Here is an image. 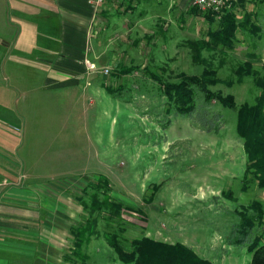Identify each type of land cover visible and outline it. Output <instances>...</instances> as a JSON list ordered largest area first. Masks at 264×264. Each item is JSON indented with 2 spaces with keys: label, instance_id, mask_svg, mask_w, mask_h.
Instances as JSON below:
<instances>
[{
  "label": "rangeland",
  "instance_id": "374dc122",
  "mask_svg": "<svg viewBox=\"0 0 264 264\" xmlns=\"http://www.w3.org/2000/svg\"><path fill=\"white\" fill-rule=\"evenodd\" d=\"M234 2L238 20L249 22L229 45L210 37L218 22L212 26L191 0L112 3L104 26L109 49L99 50L98 56L99 66L110 69L103 81H111L108 86L114 94L105 90L104 102L99 99L95 104L89 94L70 103L61 96H46L39 110L31 113L37 119L26 120L32 129L28 139L38 140L37 150L28 154L40 165L38 172L58 174L42 185L39 210L44 219L53 216L54 207L60 208L55 219L63 224L57 225L62 230L71 227L72 242L65 238L58 248L65 264H124L106 238L119 228L125 229L128 241L152 235L162 242L174 238L199 239L202 246L212 242L217 248L214 255L231 251L237 258L233 264H251L248 245L231 248L229 237L241 214L254 215L258 209L264 213V189L255 169H250L245 140L237 130L239 110L255 104L260 95L253 77L246 74L242 83L238 79L247 65L264 75V0ZM143 4L146 13L138 8ZM105 6L96 12L92 43L97 42V16ZM118 72L121 76L115 77ZM149 73L173 84L184 77L216 76L219 83L213 85L209 79L207 88L232 96L238 109L207 103L200 84H194L190 90L195 110L180 114L164 86ZM14 87L7 59L0 56V146L15 147L4 159L19 166L18 154L27 152L16 148L18 140L23 142L15 129L22 102L16 104ZM95 195L123 206L121 223L112 220L108 210L92 209ZM95 221L97 233L89 244L77 248L79 231Z\"/></svg>",
  "mask_w": 264,
  "mask_h": 264
},
{
  "label": "crops",
  "instance_id": "0c3cea01",
  "mask_svg": "<svg viewBox=\"0 0 264 264\" xmlns=\"http://www.w3.org/2000/svg\"><path fill=\"white\" fill-rule=\"evenodd\" d=\"M117 2L107 0L100 18L97 16L100 31L97 42L92 43L96 11L88 0H0V56L7 59L15 95L19 97L16 104L22 102L18 110L21 119L15 115L19 128L15 129L20 132L23 142L18 140L16 148L20 153L27 152L26 156L18 154L19 166H13L4 157L6 152L15 147L0 146L3 155L0 158V264L66 263L67 259L59 255L58 248L64 246L65 238L69 237L72 242L71 227L67 231L57 225L60 221L55 219V215L60 208L54 207L53 216L44 219L39 210L42 185H49L58 174H50L44 168L45 173L38 172L40 165L32 159V155H28L37 150L34 144L38 140L28 139L32 129L29 130L26 120L37 119L31 113L39 110L46 96L57 99L61 96L70 103L80 94H89L93 104L99 99L104 102L105 90L111 81H103L107 75L99 66L101 62L98 52L106 53L109 49L108 43H104L108 31L104 27L105 20L110 18L107 8ZM138 8L144 9V13L148 11L144 4ZM114 22L113 25L117 19ZM88 61L97 65L101 73L95 74L96 71L89 68ZM35 134L39 137L40 130L37 129ZM25 143H28L27 150ZM51 165L45 163L43 166ZM41 180L46 182L42 184ZM39 230L49 233L50 237H45ZM58 234L59 238L64 239L59 241ZM149 237L163 241L152 235ZM176 239H164V242L187 245L212 264H233L237 259L231 251L228 255H214L213 251L217 248L212 242L202 246L199 239L191 242ZM207 246L209 250L205 248ZM229 246L238 249V246Z\"/></svg>",
  "mask_w": 264,
  "mask_h": 264
},
{
  "label": "trees",
  "instance_id": "16d2710c",
  "mask_svg": "<svg viewBox=\"0 0 264 264\" xmlns=\"http://www.w3.org/2000/svg\"><path fill=\"white\" fill-rule=\"evenodd\" d=\"M236 5L237 3L234 2L233 8L225 11L219 20L216 15H205L212 26L218 22V29L209 32L210 37L217 40V43L229 45L232 40H237L238 32H245L247 29L249 21L238 20V15L235 12ZM132 72L133 70L130 73ZM130 73L122 72V74ZM149 74L151 78L164 86L166 96L171 103L176 105L180 114L188 115L195 110V95L190 90L194 84H200L207 103L216 102L226 108L238 109L232 96L224 97L207 88L208 82L206 81L209 79L213 85L219 83L216 76L184 77L179 84H173L163 81L152 73ZM246 74L253 77L255 86L260 89V95L255 104H246L239 110L237 130L245 140L251 162L250 169H255L259 187L264 189V75L247 65L242 67L238 83H242ZM120 76L121 72H118L116 77ZM106 89L110 94H114L109 86ZM93 198L92 209L94 211L108 210L112 214L110 218L121 223L124 208L120 203H112L107 198L101 201L96 195ZM154 198L155 194L151 195L149 200ZM240 217V222L229 237L230 244L234 246L248 245V250L252 254L251 264H264V213L258 209L255 210L254 215L241 214ZM95 226L96 221L93 224L89 223L79 231L81 240L75 243L77 248H81L83 243H90L91 237L97 233ZM106 234L108 243L124 264H212L197 255L192 248L181 243L173 245L146 236L128 241L123 235L125 234L124 228H119L114 234ZM82 238H84L83 241Z\"/></svg>",
  "mask_w": 264,
  "mask_h": 264
},
{
  "label": "built area",
  "instance_id": "2783aa9c",
  "mask_svg": "<svg viewBox=\"0 0 264 264\" xmlns=\"http://www.w3.org/2000/svg\"><path fill=\"white\" fill-rule=\"evenodd\" d=\"M192 6L195 7L200 13L203 14H213L219 19L225 11L231 10L233 8L234 0H191ZM94 11H99L107 2V0H88ZM88 66L92 70H97V65L88 61ZM103 73L105 75L110 74V69H104Z\"/></svg>",
  "mask_w": 264,
  "mask_h": 264
}]
</instances>
